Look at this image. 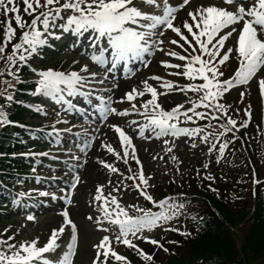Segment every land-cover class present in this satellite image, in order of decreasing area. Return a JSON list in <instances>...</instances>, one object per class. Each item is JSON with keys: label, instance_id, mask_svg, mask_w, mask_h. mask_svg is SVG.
Here are the masks:
<instances>
[{"label": "snow or ice", "instance_id": "obj_1", "mask_svg": "<svg viewBox=\"0 0 264 264\" xmlns=\"http://www.w3.org/2000/svg\"><path fill=\"white\" fill-rule=\"evenodd\" d=\"M182 10L186 17L180 24H176L177 14ZM0 15L4 17L0 60H3L5 65L0 69V76L6 74L11 77L10 80H0V84L7 85V88L0 89V97H3L8 105L14 100L13 92L8 91L15 89L12 81L22 82V67L28 66L33 56H41L45 46H51L49 38L60 40L63 35L71 34L76 38L74 43H79L80 38L87 34V47L93 49L89 59L91 64L98 66L101 71H90V65L87 63L78 71L30 68L36 77L33 81L35 89L30 95H42L60 106L59 111L55 112L57 120L46 133L54 138L57 146L61 142L62 132H71L69 128L55 127L56 124L68 123L62 118V113L87 111L73 102L76 98L82 100L94 112H99L100 119L105 123L110 115L125 117L130 113H137L143 116L145 121L138 125L142 137L146 129L154 132L157 139L187 137L193 148L196 144L192 141L199 139L207 146L208 153H212L217 147L212 143L213 140H221L226 133H233L235 138L233 129L247 127L252 119L249 106L245 111L248 119L238 126L237 120L228 115L229 106L221 102L226 93L233 87L249 85L250 81L256 79L259 95L264 101V0H220L219 3L198 0L195 7H192L191 0H181L176 6H173L170 0H0ZM24 16L30 17V22L25 20ZM17 29L20 30L18 39ZM169 31L172 35H168ZM230 38L234 39L232 46L227 44ZM14 40L16 42H13ZM157 53L167 57L157 61L167 75L183 78L185 83L151 75L141 80L140 86L132 87L120 97L118 102L126 100L130 104V108L123 110L113 106L117 102L113 101L111 96L97 94L94 85L103 84L107 74L118 66L123 67L127 76H133L136 69L130 67L131 61H139L147 68L152 62L150 58H154ZM233 54L238 58L239 64L232 76L225 79L221 68ZM149 81H156L163 91H158ZM171 92H179L185 96L191 92L197 98L187 99V107L185 103H178L170 110H164L157 102L158 97ZM146 94L150 98L143 100L139 107L133 103L138 97H144ZM240 95L243 99L245 93L241 92ZM93 99L97 103H93ZM30 108L36 113L47 115L40 105H31ZM201 120L209 123L200 125L197 121ZM213 120L218 122L219 130L212 126ZM12 123L14 122L8 119L4 107L0 106V127ZM188 124L193 126H182ZM108 126L118 136L119 150L103 140L101 148L106 149L115 161H122L125 165H128L130 159L135 161L137 170L133 171L129 166L128 174L125 175L115 165V161L109 163L99 160L108 173L117 174L121 179L116 184L109 181L111 191L107 194L103 191L105 185H96L95 195L90 203L96 205L98 214L88 215L86 218L100 231L109 233L112 228L117 231L111 236L103 235L98 243L92 245L94 255L89 264H131L125 255L116 251L113 239L116 244L133 249L141 260L151 264L154 254L146 253L135 241L147 242L167 253L169 249L160 239L145 233L160 228L164 232H176L185 238L191 236V232L181 231L170 225L171 221L183 215L185 204L169 196L158 200L154 198L149 192V188L154 187L149 183L153 177L144 173L132 137L116 123ZM93 139L95 137H89L81 150L90 147ZM174 139H164V150L167 153H172L175 149ZM226 147V141L219 144L217 162ZM21 155L36 158L51 154L29 151ZM71 158L79 159L75 155ZM153 159L157 157L153 156ZM171 159L179 162L175 155H172ZM203 167L207 169L208 164L205 163ZM35 171L33 167L32 172ZM35 179L39 182L41 178L37 176ZM204 179L211 181L214 177L209 174ZM125 180L132 183L126 184ZM256 182L254 179L253 183ZM79 183L80 176L73 175L66 182L67 189L74 191ZM67 189L59 188L63 193L60 196L47 190L38 191L37 195L51 201L63 200L66 205H71L73 191ZM126 190H134L138 197H142L159 210L153 211L152 208L139 204L122 203ZM32 191L18 193L13 202L18 203L21 198L31 199ZM59 215L62 217V223L51 230L43 245L39 244V237L21 241L18 245L9 243L14 239L13 236L0 239V264H75L74 257L78 253V226L71 219L67 207L62 208ZM192 219L195 220L196 217ZM26 220L35 221L36 217L28 214ZM66 228H70V236L65 250L55 261L47 258L45 254L54 253L60 247L58 241ZM167 243L176 244L178 241L169 240Z\"/></svg>", "mask_w": 264, "mask_h": 264}, {"label": "rangeland", "instance_id": "obj_2", "mask_svg": "<svg viewBox=\"0 0 264 264\" xmlns=\"http://www.w3.org/2000/svg\"><path fill=\"white\" fill-rule=\"evenodd\" d=\"M191 4L192 7H195L197 3L191 2ZM177 16L185 19L186 14L182 10L177 14ZM169 34L172 35L171 32ZM232 41L234 43V40ZM60 58L61 59L59 60H61V62L65 65H68L69 62L72 63L73 61H77V57H75L74 60H66L68 61V63L64 61V56H60ZM160 59H167V57H163L162 55L158 56V54H156L152 65L142 75L141 80L146 79L151 75H160L165 79L178 81L181 84L186 82L183 78L167 75L165 70L157 63V61ZM137 79L138 80L134 83V86L141 82L139 78ZM156 86L158 88V91H163V89L159 88L158 83L156 84ZM254 97L256 98V95ZM254 97L253 99L255 100ZM189 98L192 100L196 99L191 94H187V96H185L184 94L179 92H171L168 95L159 96L157 102L161 104V107L164 106L167 109V106L172 108L178 103H185V106L187 107L188 105L186 103V100ZM142 101L143 100H140L136 103L138 107ZM253 102H255V104L257 105L256 101ZM254 117H256V115ZM261 125L262 122L257 117V119L252 122L249 130L246 133L241 134L242 136H244V145H246L247 148L252 152L260 150V147L262 146V132L260 130ZM188 139L189 138L187 137L174 139L176 147L172 153H167L164 150V140L161 138L152 139L151 141L141 139L137 143L135 148L137 151V156L142 162L143 171L146 175L150 174L153 177V179L149 181L151 185H154V187L152 188L160 186L165 190L166 187L164 186H166L167 182L171 179H178V175L180 176L181 180H184L185 177H193L194 173L192 172V170L197 172V168L205 169L203 167L205 163L208 164V168L205 170H207L208 174L214 177L213 180H215L216 183H219L217 180L222 181L224 179L223 177L228 178V181L225 182L226 184L234 183L235 180L239 179L240 176L245 175L246 171H248L244 166L238 164V162L234 164L226 160H223L221 163L220 161L217 162V159L213 157V154L208 153L207 146L205 144H202L201 142H198L197 139H194L192 142L196 144V147L193 148L192 143L188 142ZM102 140L110 143L114 148L119 150V140L115 136L109 135L105 138H102ZM239 146L240 148H242L240 144ZM172 155H175L178 158L179 162L173 161L171 159ZM231 155L233 157V160L241 157L240 153L237 154L234 152ZM153 156H156L157 159H153ZM89 160L90 161L87 169L88 172L86 171L87 173H85L86 177L84 175V179H81V183L78 184L74 194L75 198L73 205L69 209L71 219L75 221L81 229L79 230L81 243L79 245L78 257L75 264H89V260L93 256L91 254V251H94L92 245L94 242L93 239L96 237L95 234L100 235L97 233H104L103 231L98 230L96 226L86 218L88 215L95 216L98 214L96 211V205L90 203L92 197L95 195L96 185H105L103 191L105 194H107L111 191V185L109 184V181H111L112 184H116L117 181L121 179V177L117 174L108 173L107 170L104 169L99 163V160H105L109 163L115 161V158L111 154L107 153L106 149H102L101 146L95 148ZM256 164L260 167V169L264 168V162L262 158L256 160ZM115 165L120 169L122 173L126 172L125 165L122 161H115ZM192 165H195L196 168H189ZM262 176H264V174H262ZM125 183L129 184L128 180H126ZM260 191L264 192L263 190ZM121 202L124 204H133L135 202H138V204L141 205L140 201L136 200V195L133 193V191L127 190L124 191ZM129 211H131V209ZM60 217L61 216L44 217L38 223H25L23 219L16 218L14 221L15 223L4 222L2 228H4L3 230L7 229L8 236H11L13 233L14 236L26 238V240H31L33 238L39 237V244L43 245V243H45L47 238L49 237L51 230L53 228L59 227V225L62 223L60 221ZM12 220H14V218ZM158 229L161 230L160 228ZM67 230L68 228H66L65 233L67 232ZM3 235V232L0 231V237H3ZM160 237L161 236L158 232L155 238L159 239ZM144 248L146 249L147 253H149L150 249L146 247ZM118 251L122 252V248L119 247ZM139 260L140 264L145 263V261L141 260L140 257Z\"/></svg>", "mask_w": 264, "mask_h": 264}, {"label": "trees", "instance_id": "obj_3", "mask_svg": "<svg viewBox=\"0 0 264 264\" xmlns=\"http://www.w3.org/2000/svg\"><path fill=\"white\" fill-rule=\"evenodd\" d=\"M209 202L216 213H211L209 205L203 204L208 226L203 236L190 245L186 264H262L264 209L260 210V202L264 204V199L256 202L246 217L243 215L242 205H228L215 198ZM246 218H249V224L247 235L243 237L239 229L246 223ZM165 258L168 263L182 264L169 256Z\"/></svg>", "mask_w": 264, "mask_h": 264}]
</instances>
